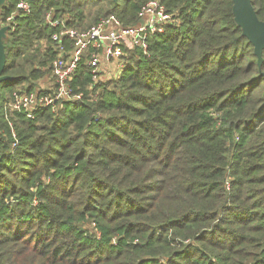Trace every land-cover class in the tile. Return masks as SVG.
I'll list each match as a JSON object with an SVG mask.
<instances>
[{"label": "trees", "instance_id": "16d2710c", "mask_svg": "<svg viewBox=\"0 0 264 264\" xmlns=\"http://www.w3.org/2000/svg\"><path fill=\"white\" fill-rule=\"evenodd\" d=\"M31 1L4 37L0 102L47 75L48 9L81 30L110 14L134 26L148 0ZM165 3L174 22L126 49L109 85L84 56L81 99L0 108V264H264V60L232 0Z\"/></svg>", "mask_w": 264, "mask_h": 264}, {"label": "built area", "instance_id": "2783aa9c", "mask_svg": "<svg viewBox=\"0 0 264 264\" xmlns=\"http://www.w3.org/2000/svg\"><path fill=\"white\" fill-rule=\"evenodd\" d=\"M32 10L31 0H18L15 12L6 15L0 23L14 29L17 25L15 13L20 11L21 14H30ZM139 17V23L131 26L124 24L116 14H110L100 18L89 28L81 30L69 25L66 17H56L53 10L48 9L42 24L52 28V31L40 40L44 51L49 46L54 49V56L46 66L47 83L38 90L12 91L1 101V111L6 117L11 110L33 118L37 111L45 107L57 111L63 104L81 99L83 93L75 91L73 81L80 72L84 56H87V66L91 69L92 79L96 81L102 62L110 58L124 59V49L136 46L147 52V36L164 31L166 25L174 22L165 0H148ZM124 63L125 61L119 66L121 70ZM13 136L15 137L14 131ZM16 145L17 142H14L13 147Z\"/></svg>", "mask_w": 264, "mask_h": 264}, {"label": "water", "instance_id": "95a60500", "mask_svg": "<svg viewBox=\"0 0 264 264\" xmlns=\"http://www.w3.org/2000/svg\"><path fill=\"white\" fill-rule=\"evenodd\" d=\"M6 1L0 0V8ZM232 2L234 20L241 27L242 35L252 43L258 65L261 66L264 60V19L259 17L253 0H232ZM8 29L9 25L0 23V83L14 78V76L4 73L7 62L4 37H6Z\"/></svg>", "mask_w": 264, "mask_h": 264}, {"label": "rangeland", "instance_id": "374dc122", "mask_svg": "<svg viewBox=\"0 0 264 264\" xmlns=\"http://www.w3.org/2000/svg\"><path fill=\"white\" fill-rule=\"evenodd\" d=\"M40 45L42 46V43H40ZM125 51V49H124ZM127 50L125 51L126 54ZM124 54V55H125ZM127 58V56L124 57V59H107L104 62H102L98 68V74L96 77V83H105L109 85V82L113 81L114 79H116V77H118V75H120L121 73V68L119 67L120 65L122 66L123 61H125ZM39 61V59L36 61L35 60V64H39L37 63ZM120 68V69H119ZM35 74L38 75L35 79H32L31 81H33L32 85L34 87L30 88L32 90L44 87L47 83V77L48 75H43L44 77H41L40 73L38 71H35ZM30 84V83H28ZM2 107L1 102H0V108ZM88 226L92 227L93 224L92 223H87Z\"/></svg>", "mask_w": 264, "mask_h": 264}]
</instances>
